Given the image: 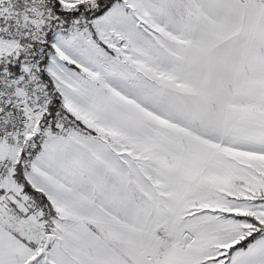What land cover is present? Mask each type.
Segmentation results:
<instances>
[{
  "label": "snow or ice",
  "instance_id": "obj_1",
  "mask_svg": "<svg viewBox=\"0 0 264 264\" xmlns=\"http://www.w3.org/2000/svg\"><path fill=\"white\" fill-rule=\"evenodd\" d=\"M0 264H264V0H0Z\"/></svg>",
  "mask_w": 264,
  "mask_h": 264
}]
</instances>
